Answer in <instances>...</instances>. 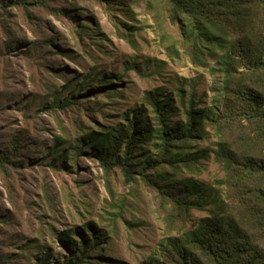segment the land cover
Masks as SVG:
<instances>
[{
  "label": "rangeland",
  "instance_id": "obj_1",
  "mask_svg": "<svg viewBox=\"0 0 264 264\" xmlns=\"http://www.w3.org/2000/svg\"><path fill=\"white\" fill-rule=\"evenodd\" d=\"M16 1L0 0V152L10 150L13 136L24 138L21 152L10 158L13 165L0 170V264H35L48 254V264H59L68 255L60 234L73 231L79 244L78 232L90 237L83 229L88 224L107 239L100 250L87 252V264L149 262L163 240L180 237L206 212L168 208L138 174L128 183L86 146L72 166L73 140L126 125L123 115L140 105L150 110L142 101L148 91L171 94L178 119L181 94L186 103L193 94L196 109L216 105L218 73L193 63L164 0H49L47 8L28 0L26 12ZM92 79L113 83L117 92L104 97L92 91L102 86ZM50 88L63 98L76 91L77 106L50 109ZM238 118L230 126H208L201 140L191 142V151H205V157L196 172L181 169L176 178H192L226 197L227 176L214 160L215 143L223 138L238 147L241 133L247 134ZM58 139L67 141L58 149L67 151L68 160L51 167L47 149ZM255 154L264 160V147ZM152 173L148 168L146 174Z\"/></svg>",
  "mask_w": 264,
  "mask_h": 264
},
{
  "label": "trees",
  "instance_id": "obj_2",
  "mask_svg": "<svg viewBox=\"0 0 264 264\" xmlns=\"http://www.w3.org/2000/svg\"><path fill=\"white\" fill-rule=\"evenodd\" d=\"M47 1L37 0L44 8ZM111 1L116 5L124 0ZM164 2L169 17L180 24L193 63L209 66L210 71L218 73L220 87L213 100L216 105L196 109L194 95L186 103L181 94L183 119H178L180 110L173 106L171 94L164 96L160 90L145 92L142 101L150 110L140 105L123 115L126 125L87 132L74 139L76 145L69 160L67 151L58 149L67 141L53 140L54 144L47 149L50 166L59 159L76 166L77 156L86 146L89 155L103 167H116L128 183L138 174L168 208L187 215L191 210L206 212V217L194 222L180 237L163 240L161 249L143 264H264V160L255 154L258 147H264V0ZM28 5V0L14 4L25 12ZM75 28L78 32L85 30L78 25ZM92 80L102 85L92 91L104 92V97L117 92L113 83ZM73 93L63 98L62 92L50 88L49 108L65 111L77 106ZM236 116L247 134L241 133L238 147L221 138L214 151L215 162L227 176L226 197L223 191L192 178H176L181 169L196 172L199 160L205 157V151L192 152L190 143L201 140L208 126L218 128L222 121L230 126ZM13 138L10 150L0 152L2 171L6 165H13L10 158L21 152L23 135ZM146 146L155 153H147ZM148 168L151 175L146 174ZM83 229L90 237L78 232L79 244L72 238L73 231L60 234L59 240L65 244L68 255L59 264H87V252L100 250V241L107 239V233L94 225ZM48 256L51 255L42 256L35 264H48Z\"/></svg>",
  "mask_w": 264,
  "mask_h": 264
}]
</instances>
